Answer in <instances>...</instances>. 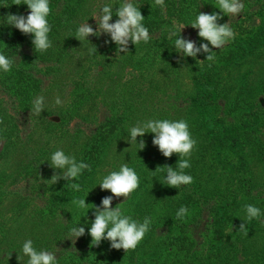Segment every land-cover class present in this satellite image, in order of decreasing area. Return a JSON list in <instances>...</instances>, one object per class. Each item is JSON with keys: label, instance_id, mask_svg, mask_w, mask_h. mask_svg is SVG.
Segmentation results:
<instances>
[{"label": "rangeland", "instance_id": "1", "mask_svg": "<svg viewBox=\"0 0 264 264\" xmlns=\"http://www.w3.org/2000/svg\"><path fill=\"white\" fill-rule=\"evenodd\" d=\"M138 1L132 0L134 4ZM173 1L192 2L185 13L189 23L161 10L156 17L158 26L149 31V41L129 42L128 53L117 54V45L107 33H97L83 42L75 37L78 26L87 21L98 30L94 16L113 0H49L52 47L47 51L37 53L32 34L25 35L15 27L0 38V53L12 59L13 66L36 64L32 70L36 80L21 94L8 96L0 82V112L7 110L18 124L11 139L5 134L11 132L6 131L7 124L0 127V264H27L22 246L28 239L38 251L47 250L57 257L82 254L84 261L94 264H264V121L255 130L248 126V135L240 136L236 150L228 152L229 169L242 162L239 168L249 181L245 194L234 196L236 185L231 179L237 174L227 175L210 147L206 122L191 103L197 75L211 67L209 99L214 124L235 129L247 118L254 121L255 112L264 113V38L232 61L218 60L225 48L237 44L238 35L259 25V14L254 12L259 7L250 2L249 17L244 10L229 17L216 7L217 0H212L213 6H206L203 0ZM29 11L26 7V15ZM200 11L220 13L218 23L230 22L236 33L222 48H213L214 61H206L203 52L195 58L183 56L174 47L180 35L197 46L203 41L198 29L190 25ZM170 29L177 35L171 38L170 48L164 49ZM18 36L22 37L19 51L7 55L2 49ZM90 48L97 49L95 54H89ZM8 75L12 74L0 71V81L11 85L14 80ZM38 96L45 98L44 110L31 115L32 101ZM57 97L61 105L55 103ZM25 99L28 106L23 111ZM150 119L187 121L196 141L186 157L191 167L185 169L193 183L174 188L165 184L166 171L152 172L158 166L175 168L180 159L178 154L163 156L152 143L154 133L137 137L133 145L127 140L130 127ZM109 128L108 136L94 139L95 132ZM141 139L143 150L138 144ZM59 149L91 166V171L83 170L73 181L81 185L79 192L63 179L54 185L48 181L62 172L50 166L52 153ZM122 164L136 171L140 184L126 200L114 198L112 207L122 203L125 215L140 222L145 217L152 220L143 240L128 252L112 249L107 239L93 246L89 234L95 219L91 208L112 195L101 190L99 181ZM73 198L86 199L89 207L78 209L71 203ZM246 204L261 210L259 219L243 220ZM221 205L224 230L214 241L209 234ZM181 206L188 208V215L177 219ZM242 222L248 235L239 231ZM78 226L85 227V235L74 243L69 232Z\"/></svg>", "mask_w": 264, "mask_h": 264}, {"label": "clouds", "instance_id": "2", "mask_svg": "<svg viewBox=\"0 0 264 264\" xmlns=\"http://www.w3.org/2000/svg\"><path fill=\"white\" fill-rule=\"evenodd\" d=\"M15 5L26 4L30 9L27 16L11 14L7 15V24L15 27L25 35L32 34V43L37 53L47 51L52 47L49 39L51 26L48 22V16L51 13L49 0H14ZM153 6H159L165 9V0H154ZM217 8L225 15L232 17L239 15L244 10L242 0H217ZM115 15L119 17L114 23L113 9L109 4L102 6L100 14L94 16L98 25V30H94L92 25L84 22L78 26L75 37L83 42L89 36H98L101 33H107L111 37V42L117 45V54L129 52V42L137 45L140 42L147 43L150 39L149 30L144 26L145 17L142 15L132 0H123L116 9ZM222 19L220 13L199 12L190 25L198 29V36L208 43H202L197 46L196 42L190 38L186 39L181 35L175 39L174 47L177 52L186 57H197L201 52L207 54L206 61L215 60V51L213 48L220 49L230 40L235 38L236 33L230 26V22L220 24L218 20ZM184 27L181 28V31ZM174 30H169V39L176 36ZM209 44L212 47H209ZM96 48H90L89 54H95ZM204 61V60H201ZM13 66V60L0 53V71L9 72ZM45 98L38 96L33 99L31 115H39L44 110ZM55 103L61 105L59 97ZM2 122V121H0ZM131 145L137 143V137H143L146 133H154L153 145L157 146L159 151L165 157H172L178 154L180 159L174 167L169 165L158 166L153 173L166 171L165 184L174 188H180L182 185L193 183V177L185 173V169L191 167L189 159L196 141L192 138L189 131V125L186 120L178 121L168 119H156L137 121L135 126L128 129ZM140 150L145 148V142L141 139L139 142ZM128 149V148H126ZM125 149V150H126ZM50 166L54 169L62 170L59 174H53L50 180L51 184H56L60 179L68 181L67 186L73 191H81V185L76 181L82 174L83 170L91 171V166L85 162H78L74 156H68L62 149L52 153ZM71 182V183H69ZM140 180L136 171L126 164H122L119 170L109 172L99 181V186L103 191H110L112 195L105 196L101 200V205H94V217L91 222L89 234L92 237V245L98 246L102 240L110 241L112 249H123L125 252L135 250L140 242L150 230L152 220L145 217L143 222L134 220L131 216L125 215L122 211L121 204L115 208L112 207L113 199L124 197L125 200L132 192L139 188ZM78 209H87L89 204L84 198H73L71 201ZM246 217L243 219L247 223L253 219H259L262 215L261 210L252 205L244 206ZM188 215V208L181 206L176 213L177 219H183ZM239 231L248 235L247 226L242 222L239 225ZM85 235V227H72L69 232V239L74 243L76 239ZM22 253L28 257L27 264H58L55 253L47 250H37L33 246L31 239L26 240L22 246ZM18 259L21 261V256Z\"/></svg>", "mask_w": 264, "mask_h": 264}, {"label": "trees", "instance_id": "3", "mask_svg": "<svg viewBox=\"0 0 264 264\" xmlns=\"http://www.w3.org/2000/svg\"><path fill=\"white\" fill-rule=\"evenodd\" d=\"M245 4V8L243 13L246 16H250L251 13H249L248 4L251 2V6L256 5L259 7L258 10H254V12H257L259 14V20L260 23L256 27H251L249 31H246L244 35H238L236 37V45H231L227 48H225L222 51V55L219 57V61H232L234 58L245 54L252 48L254 45L259 43L262 38H264V0H242ZM23 2V0H22ZM206 6H213L212 0H203ZM180 4L176 3L175 1L167 2L165 0V10L172 16H174L176 19H178L181 22H184L186 24L189 23V21L185 17V13L188 9H190V4ZM144 4V5H142ZM113 9V19L112 21L117 20L119 17L115 15L116 9L120 6V0H113V3L110 4ZM138 8H140V11L142 15L145 17L143 24L145 27L148 28L149 31H153L158 26V20L156 19L157 15L161 13V8L159 6H153L154 0H139L137 4H135ZM26 7H28L26 4L21 5H15L14 0H0V38L3 36H6L9 33V30L13 28V26L7 24V15L9 13L11 14H18V15H26ZM52 8V7H50ZM263 10V11H262ZM252 12V11H251ZM57 14V13H56ZM223 21H220V23ZM156 24V25H155ZM240 27V25L238 26ZM198 38H200L198 36ZM7 39V38H6ZM21 36H18L16 40L10 39V43L8 45L6 44L4 46V51L7 55H10L12 53H16L20 49L21 45ZM203 40V39H202ZM173 41V39H164L165 47L170 48V43ZM202 43H208L207 41L203 40L200 41L199 44ZM209 46H211L209 44ZM10 50V51H7ZM31 64V63H30ZM36 67V64L33 62L31 66H24L19 63L18 65L12 66L11 73L12 75H8V78H12L14 80V83L11 85H6L3 81L1 82V88L2 92L7 94L8 96H17L25 91L26 87H28L29 83L34 82L36 79L33 77L32 70ZM211 67H205L202 71L199 72L197 75V78L195 80V94L191 99V103L195 106L197 111L202 116V119L204 122H206L205 127H207V134L210 136V147L213 148L216 157H218V160L220 161L221 165L224 167V170L226 171L227 175H230L231 173H236L237 175L231 179L235 183V188L232 190V193H234V196H237L238 194H245L244 191L248 189L249 181L248 177L246 176V173L243 171L241 172L240 166L242 162H238V165H235L234 168H230V163L228 162V152L229 151H235L238 143H239V137H243L245 135H248L247 131L245 133L246 128L252 127L255 128L259 123H262L264 121V113L263 112H255L254 117L256 119L251 120L250 118L246 119V123L243 126H240L235 129H228L225 126H223L221 123H215L214 124V115L210 107V87L213 84V77L212 72L210 71ZM26 86V87H25ZM29 94V93H27ZM25 105L21 108V110H25L28 106L27 100L22 103ZM14 120V121H13ZM0 127L4 126L6 123L8 127H6V131L11 130V132H6L5 134H8L9 138H12V133L17 130L18 124L15 120V117L13 114H9L7 110H4L3 112H0ZM203 122V123H204ZM213 122V123H212ZM102 131H99L98 133L95 132L93 137L96 140V136L103 135L104 137L108 136L109 133L112 132V128H109L107 130L100 129ZM90 153V151H89ZM242 196V195H241ZM240 197V196H239ZM55 199V197H53ZM224 206L221 205L217 208V211L215 213L218 214L214 221V227L211 228L209 238L215 239L214 241L220 239L221 234L224 230V222L225 220L221 219V212H223ZM221 208V209H220ZM214 215V216H215ZM83 255L80 254V256H62L58 255V264H94L93 262H87L83 260Z\"/></svg>", "mask_w": 264, "mask_h": 264}]
</instances>
